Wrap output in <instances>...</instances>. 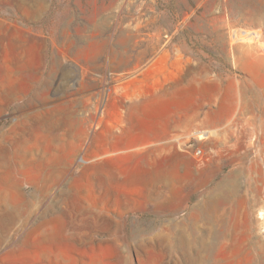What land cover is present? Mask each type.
<instances>
[{"label": "rangeland", "instance_id": "374dc122", "mask_svg": "<svg viewBox=\"0 0 264 264\" xmlns=\"http://www.w3.org/2000/svg\"><path fill=\"white\" fill-rule=\"evenodd\" d=\"M158 61L227 122L178 169L129 134ZM202 262L264 264V0H0V264Z\"/></svg>", "mask_w": 264, "mask_h": 264}, {"label": "crops", "instance_id": "0c3cea01", "mask_svg": "<svg viewBox=\"0 0 264 264\" xmlns=\"http://www.w3.org/2000/svg\"><path fill=\"white\" fill-rule=\"evenodd\" d=\"M168 70L169 66H163L161 61L145 68V73L152 72V84L137 93L136 122L127 123L131 128L130 138L135 139L138 147L148 150L152 148L153 152L158 153L157 157L173 159L169 166L178 169L183 160L175 153L173 138L203 130H217L227 122L219 116V108L215 107L210 112L202 107L203 103L220 98L217 89L209 92L194 90L184 79L172 78ZM138 81L145 82V79L143 76L138 77ZM162 152L165 153L164 156ZM184 169V174L193 173L190 165H184ZM207 173H217V170L199 172L205 176L209 175Z\"/></svg>", "mask_w": 264, "mask_h": 264}, {"label": "bare ground", "instance_id": "6f19581e", "mask_svg": "<svg viewBox=\"0 0 264 264\" xmlns=\"http://www.w3.org/2000/svg\"><path fill=\"white\" fill-rule=\"evenodd\" d=\"M98 174V173H97ZM100 178V177H99ZM215 190V189H214ZM214 192H216V195H218V196H223V191L222 190H216V191H214ZM259 200V199H258ZM2 215V214H1ZM4 215V214H3ZM208 226V225H207ZM199 229V228H198ZM224 233V232H223ZM217 234V233H216ZM222 234V233H221ZM209 237H211V236H209ZM224 238V237H223ZM169 239V238H168ZM181 239V241L183 242V239L182 238H180ZM208 241H209V239H208ZM197 244V243H196ZM227 244V243H226ZM226 246V245H225ZM197 247V246H196ZM209 249V248H208ZM205 260V259H204ZM203 262H205V261H203ZM203 262H202V264H203ZM208 262V261H207Z\"/></svg>", "mask_w": 264, "mask_h": 264}]
</instances>
